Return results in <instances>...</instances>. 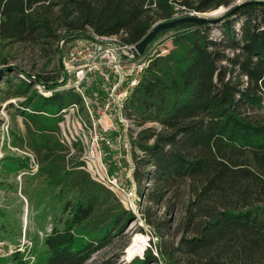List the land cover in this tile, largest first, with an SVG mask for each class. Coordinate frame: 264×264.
<instances>
[{"label":"trees","instance_id":"trees-1","mask_svg":"<svg viewBox=\"0 0 264 264\" xmlns=\"http://www.w3.org/2000/svg\"><path fill=\"white\" fill-rule=\"evenodd\" d=\"M234 1L0 0V37L71 42L91 29L125 34L127 43L138 45L179 12L209 13ZM245 2L235 13L236 6L229 7L215 24L218 36L214 25L186 26L150 44L173 33V48L153 58L127 104L128 119L140 128L133 150L143 153H134L133 177L145 184L139 194L150 207L142 217L156 242L125 264H264V0ZM63 26L69 29L59 35ZM8 71L0 70V81ZM13 72L30 83L9 78L3 101L25 99L19 115L38 173L77 197L64 204L56 226L29 254L15 252L0 264H89L124 235L134 215L81 169L83 162L68 157L57 138V115L80 97L43 96L35 86L53 91L63 85L59 78ZM152 123L158 128L146 127ZM3 159L7 174L28 168L20 159ZM162 205L158 216L155 208Z\"/></svg>","mask_w":264,"mask_h":264},{"label":"rangeland","instance_id":"rangeland-1","mask_svg":"<svg viewBox=\"0 0 264 264\" xmlns=\"http://www.w3.org/2000/svg\"><path fill=\"white\" fill-rule=\"evenodd\" d=\"M244 1L250 0H235L231 6H237ZM229 7H223L219 10L209 12L208 14H215L217 15L216 17H221L226 14L225 12L228 11ZM56 12H59V8L55 10L56 22L59 25L60 21L57 20H59L58 18L60 15ZM188 15L189 14L185 12H179L178 18L176 19ZM234 20H237L235 21L236 26L241 22L240 18ZM217 28L220 27H217V25L211 27L213 36H218ZM64 29L68 30L69 28L66 26L61 27L58 31L59 35L62 34L61 32H63ZM92 31L91 29H87L84 34ZM168 37L169 34L162 37L158 43L154 44V49L157 51H170L173 45L172 40ZM67 47L66 44L61 47V40L24 42L6 41L0 37V70L3 68L9 70L7 72L9 75L5 76V79L0 81V126L3 120L9 125L8 133H5L3 136L2 131L0 132L2 133L0 134V241H2L0 242V258H8L9 256L5 255L10 251L29 254L33 245L43 241L46 234H49L52 228L56 226L62 215L64 204L69 200H75L77 197V193L74 190H61L60 188L50 186L46 177L38 173L39 160L26 142L25 120L19 115V109H21L20 103L25 101V99L12 98L3 101L9 78H13L16 83L18 81H24L19 78L18 73L13 72L15 70H22L31 74L33 77L41 75L43 77L59 78L60 80L61 77H59L57 73L58 69H60L59 55L61 53L62 56H64L65 48ZM59 50L61 51L60 53ZM26 82L30 83L29 80ZM38 86L39 85H36L35 88L37 89ZM59 88L60 86L53 91H47L46 93H48V95L45 96L50 97L54 93L67 95L72 92L67 90L59 91ZM128 127L132 130L131 124L128 125ZM146 127L156 128L157 125L152 123L146 125ZM120 128L117 132H119ZM137 128H139L137 125L134 126L133 132L137 130ZM120 134L121 133H117L109 136L114 139L120 138L117 150L110 151L107 147H104L105 152L108 154L105 159L108 163L110 162V164H108L110 165L109 172L112 174L122 172L124 186L126 188H131L134 184L139 193V190L143 189L145 184L139 186L133 177V172L131 173L130 170L137 166L134 153L136 152L138 156H143V153L139 150L134 152L135 149L132 151L129 147V149H126V142L124 143V140L131 142V136L128 135L127 138H121ZM56 135L60 141L59 132ZM68 139L74 149L73 151H70L68 146L66 147V145L60 141L69 150L66 152L69 154L68 157L75 162H81V158L84 155V146L80 142H76L71 136L68 137ZM129 146H131V144H129ZM4 157L17 160L20 159L27 163L28 168L23 169V171L18 174H7L8 172L6 171V173L4 171L5 167L3 162H8V160L3 159ZM115 159L120 160L124 170H121L117 165L115 166ZM131 178L134 180L133 183H129ZM146 185L151 186V183L147 182ZM114 194L124 208L134 215V220L129 223L123 236L116 238L110 248L97 254L89 264H111L113 262L115 263L118 259V264H125L128 263V259H130L133 254H137L136 252L139 250L141 254L139 256L142 257L145 251L151 246L152 240L156 242L154 234L151 232V229L146 226V222L142 217L143 212L150 207V204L146 203L143 199L142 205L139 203L138 205L136 204V206L132 205L128 207L126 206L127 201L124 200L120 193ZM155 210L158 216H162L164 213V205L155 208ZM137 236L145 237V239L139 241V244L135 246L134 239ZM127 244L129 247L123 250L124 246ZM126 251L128 253L125 257ZM32 260L33 258H31V261Z\"/></svg>","mask_w":264,"mask_h":264},{"label":"built area","instance_id":"built-area-1","mask_svg":"<svg viewBox=\"0 0 264 264\" xmlns=\"http://www.w3.org/2000/svg\"><path fill=\"white\" fill-rule=\"evenodd\" d=\"M175 18H178V14ZM172 35L173 33L168 38ZM125 37V34L104 36L92 31L71 42H61V47L64 44L68 47L60 58L62 75L59 82L63 85L59 91H72L81 101L69 104L57 116L60 117V141L70 151L74 150L68 139L70 136L84 146L81 169L87 171L96 182L114 193H120L127 201L126 206L130 207L139 203L142 205L143 197L134 184L131 188L124 186L122 172H109L110 162L105 159L108 154L104 147L110 151L117 150L120 138L115 140L109 136L121 133V138L131 136V142L124 140V143L126 142V149L131 148L133 151L132 140L137 137L140 128L133 132L136 123L127 117L128 101L146 75L153 58L166 55L169 51L154 49V44L160 41L158 40L149 45L143 55L136 56L137 45L127 43ZM18 76L28 81L25 74L20 73ZM37 89L42 95H48L43 86L39 85ZM130 124L132 130L128 127ZM8 130V123L3 120L0 126L3 134H0L4 136ZM116 165L124 170L120 160L115 159ZM134 169L135 167L130 172H134ZM129 181L134 182L133 178ZM15 252L10 251L5 256H11Z\"/></svg>","mask_w":264,"mask_h":264},{"label":"water","instance_id":"water-1","mask_svg":"<svg viewBox=\"0 0 264 264\" xmlns=\"http://www.w3.org/2000/svg\"><path fill=\"white\" fill-rule=\"evenodd\" d=\"M248 4H250V2L238 4L232 10V13H235L242 6L248 5ZM216 16L217 15L215 14L212 15L208 13H192L183 18L158 23L157 25L153 27V29L149 32V34L137 45L136 56L143 55L147 47L164 31L175 30L180 27H186V26H200V25L211 26V25H215V24L222 22V18H221L222 16L221 17H216ZM135 257L128 260V262L132 261Z\"/></svg>","mask_w":264,"mask_h":264},{"label":"bare ground","instance_id":"bare-ground-1","mask_svg":"<svg viewBox=\"0 0 264 264\" xmlns=\"http://www.w3.org/2000/svg\"><path fill=\"white\" fill-rule=\"evenodd\" d=\"M144 239H145V237L137 236V237L134 239V245L136 246L137 244H139V241H142V240H144ZM139 254H140V253L133 254V255L130 257V259L133 258V257H135V256H137V255H139ZM130 259H128V260H130Z\"/></svg>","mask_w":264,"mask_h":264}]
</instances>
